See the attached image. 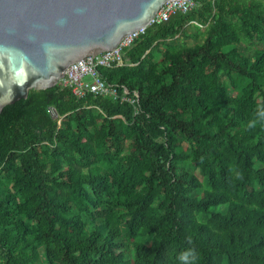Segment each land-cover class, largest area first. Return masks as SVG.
<instances>
[{
	"label": "trees",
	"instance_id": "16d2710c",
	"mask_svg": "<svg viewBox=\"0 0 264 264\" xmlns=\"http://www.w3.org/2000/svg\"><path fill=\"white\" fill-rule=\"evenodd\" d=\"M99 71L136 101L0 113V264H264V0H197Z\"/></svg>",
	"mask_w": 264,
	"mask_h": 264
},
{
	"label": "water",
	"instance_id": "95a60500",
	"mask_svg": "<svg viewBox=\"0 0 264 264\" xmlns=\"http://www.w3.org/2000/svg\"><path fill=\"white\" fill-rule=\"evenodd\" d=\"M167 0H0V113L61 81L88 55L114 49Z\"/></svg>",
	"mask_w": 264,
	"mask_h": 264
},
{
	"label": "built area",
	"instance_id": "2783aa9c",
	"mask_svg": "<svg viewBox=\"0 0 264 264\" xmlns=\"http://www.w3.org/2000/svg\"><path fill=\"white\" fill-rule=\"evenodd\" d=\"M197 0H167L157 12L149 24L125 36L117 47L95 55H88L72 63L64 72L60 83L71 87L77 96H85L87 93L95 95H111L115 99L130 101L136 99L129 95L125 89L124 94L120 93L115 84L107 82L101 75L99 68L120 66L124 64V51L131 46L136 39L145 34L147 28L156 23L168 21L178 12H187L196 5ZM56 114L54 108L50 109Z\"/></svg>",
	"mask_w": 264,
	"mask_h": 264
},
{
	"label": "clouds",
	"instance_id": "9594fccd",
	"mask_svg": "<svg viewBox=\"0 0 264 264\" xmlns=\"http://www.w3.org/2000/svg\"><path fill=\"white\" fill-rule=\"evenodd\" d=\"M261 115H264V113H261ZM254 125L250 124L249 127H252ZM187 242L189 244H192V240L189 237ZM182 264H196L197 261V255L194 248H189L185 253H183L180 257Z\"/></svg>",
	"mask_w": 264,
	"mask_h": 264
}]
</instances>
